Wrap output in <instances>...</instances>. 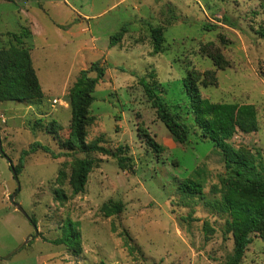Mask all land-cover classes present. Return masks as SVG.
<instances>
[{
  "label": "rangeland",
  "instance_id": "obj_1",
  "mask_svg": "<svg viewBox=\"0 0 264 264\" xmlns=\"http://www.w3.org/2000/svg\"><path fill=\"white\" fill-rule=\"evenodd\" d=\"M124 25L127 32L111 46L110 36ZM30 26L25 45L45 96L0 101V140L16 168L23 151L40 144L23 156L16 196L39 233L6 257L35 230L10 201L17 182L0 150V264H226L234 239L229 214L215 205L222 192L213 186L221 187L229 168L222 149L196 124L183 80L194 71L211 101L255 105L258 130H238L229 142L254 155L264 172V0H44L31 6L0 0V48L11 43V33ZM152 26L164 31L159 53H153ZM97 60L106 71L94 91L86 139L100 138L112 150L123 146L126 167L99 151L63 147L72 116L67 94L80 71ZM142 78L189 126L186 142L176 141L159 118ZM54 120L56 132L49 129ZM77 157L96 163L85 191L74 194ZM188 178L200 180L202 192L181 186ZM119 201L122 211L106 216L103 204ZM68 221L79 223L80 253L54 242ZM252 237L239 264H264V238Z\"/></svg>",
  "mask_w": 264,
  "mask_h": 264
},
{
  "label": "trees",
  "instance_id": "obj_2",
  "mask_svg": "<svg viewBox=\"0 0 264 264\" xmlns=\"http://www.w3.org/2000/svg\"><path fill=\"white\" fill-rule=\"evenodd\" d=\"M227 20V18H226ZM211 25H214L211 23ZM262 30V31H261ZM153 36V53L162 51L165 40L161 26L151 27ZM264 36V26L260 29ZM127 32L124 25L118 32L110 36V45L118 44ZM30 33L28 29L21 33H11L13 40L8 46L0 48V101L14 100L19 102H35L43 100L44 91L34 67L30 47L25 45V38ZM96 72L92 75L91 72ZM106 66L101 60L92 62L88 68L80 71L67 94V101L72 109L69 137L63 140V147L70 151L92 152L99 151L118 159L122 167H126L128 157L124 154V147L116 150L109 149L100 144V138L88 142L87 126L93 121L90 106L95 100L96 85L104 77ZM199 74L192 71L183 80L184 87L190 98V105L195 115V121L204 137L213 141L214 145L221 148L225 156L227 175L221 178V187L214 184V189L222 192V199L215 205L223 213L229 214L227 229L234 239V251L226 264H239L248 245L252 242V234L259 233L264 238V172L256 168L254 155L245 154L236 150L229 139L238 131L253 132L258 130L257 109L252 103L214 102L204 97L199 85ZM152 106L156 108L159 118L164 122L173 138L179 143L188 139L189 126L181 121L162 99L154 87L141 79ZM54 120L50 124V131H57ZM152 138H149V140ZM153 143V141H152ZM157 149L161 146L154 142ZM40 147L37 142L23 151V156L36 151ZM50 151L47 146H43ZM23 156L20 160L21 171ZM96 160L89 157H77L72 162L70 184L74 194L85 191L88 176ZM264 168V162L261 165ZM189 191L202 192V182L191 178L182 182ZM62 190L57 189L60 198L65 197ZM122 202L103 204L102 211L106 216L119 214L122 211ZM36 223V219H33ZM69 222V221H68ZM78 222L70 221L64 235L54 240L55 243L66 244L74 253L82 251L81 232L77 227ZM94 264H121L99 261Z\"/></svg>",
  "mask_w": 264,
  "mask_h": 264
},
{
  "label": "water",
  "instance_id": "obj_3",
  "mask_svg": "<svg viewBox=\"0 0 264 264\" xmlns=\"http://www.w3.org/2000/svg\"><path fill=\"white\" fill-rule=\"evenodd\" d=\"M0 150L5 154L4 150H3V147H2V142L0 140ZM6 155V154H5ZM7 159L9 161V164L11 166V169H12V172H13V175H14V179L15 181L17 182V188L16 190L10 195V201L13 203V205L16 206V208L21 211L26 217L27 219L31 222V224L33 225L34 227V230H35V233L34 235H29L27 240L19 245L12 253L8 254L6 257H10L14 252H16L18 249H20L25 243H27L29 241V239L31 238H34L35 236L38 235L39 233V230H38V227H37V224L33 221V219L29 216V214L25 211V209L23 208L22 204H20L19 202L16 201V196L18 195L19 191H20V182H19V174L17 172V169L15 167V165L13 164V161L12 159L7 156Z\"/></svg>",
  "mask_w": 264,
  "mask_h": 264
},
{
  "label": "crops",
  "instance_id": "obj_4",
  "mask_svg": "<svg viewBox=\"0 0 264 264\" xmlns=\"http://www.w3.org/2000/svg\"><path fill=\"white\" fill-rule=\"evenodd\" d=\"M24 3L28 6H31L33 3H39V4H43L44 3V0H23ZM52 2H55L56 0H51ZM30 25V24H29ZM30 33H28V36L26 38H28L29 36H31L33 34V30L31 29V26H30V29H29ZM25 38V39H26ZM26 44V43H25ZM28 46V45H26ZM44 91V90H43ZM44 96H45V93H44Z\"/></svg>",
  "mask_w": 264,
  "mask_h": 264
}]
</instances>
